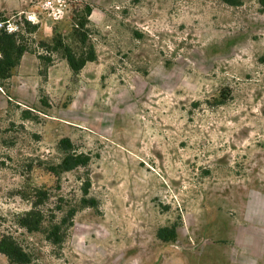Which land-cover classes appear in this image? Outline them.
I'll return each mask as SVG.
<instances>
[{
    "label": "rangeland",
    "instance_id": "rangeland-1",
    "mask_svg": "<svg viewBox=\"0 0 264 264\" xmlns=\"http://www.w3.org/2000/svg\"><path fill=\"white\" fill-rule=\"evenodd\" d=\"M48 1L0 0L28 53L61 60L60 94L39 59L37 92L22 83L0 99V235L28 264H264L261 0ZM84 38L97 58L74 73L55 45L79 53ZM66 137L91 160L56 176ZM87 177L98 205L80 208ZM33 202L42 230L20 224ZM75 207L54 244L48 220Z\"/></svg>",
    "mask_w": 264,
    "mask_h": 264
},
{
    "label": "trees",
    "instance_id": "trees-1",
    "mask_svg": "<svg viewBox=\"0 0 264 264\" xmlns=\"http://www.w3.org/2000/svg\"><path fill=\"white\" fill-rule=\"evenodd\" d=\"M231 5H238L241 0H224ZM264 5V0H261ZM91 9L88 7V12ZM37 26L29 29V33L36 32ZM21 32H8L7 30L0 31V78L9 80L12 76V69L15 68L21 61L22 56L26 52H32L29 46L24 42ZM84 50L77 53L71 46L65 44L62 40L56 43V49L61 48L64 58H66L69 67L74 73H78L89 61H94L97 58V52L92 44H87L86 39H82ZM38 58L46 62V71L53 63V59L44 57L38 54ZM10 102V101H9ZM59 149L63 156L60 162L50 167V170L56 175L60 176L62 172L71 171L81 166H87L91 160L88 153L80 152L76 149L72 140L68 137L63 138L59 142ZM91 180L89 177L82 182V198L80 200V208L83 207H97L98 202L94 197H90ZM41 198L45 197V192H38ZM79 208H72L67 214L57 219L48 220L47 236L54 244L61 243L70 224V220L74 217ZM43 212L38 209L37 204L32 203V207L21 218L20 224L29 230H42L43 225L47 221ZM177 234V226L161 227L157 235L162 240H170ZM0 253L6 255L9 260L16 264H28L31 262L30 254L18 243V241L11 234L3 233L0 235Z\"/></svg>",
    "mask_w": 264,
    "mask_h": 264
},
{
    "label": "crops",
    "instance_id": "crops-1",
    "mask_svg": "<svg viewBox=\"0 0 264 264\" xmlns=\"http://www.w3.org/2000/svg\"><path fill=\"white\" fill-rule=\"evenodd\" d=\"M40 69L41 62L38 56L26 52L22 56L20 63L12 69V76L9 79L11 82L10 93L6 92L3 87L0 86V99H5L6 104L9 103V100L19 99V96H14V92L18 90L19 87L23 86L22 83L28 84L32 82L33 89L37 92V88L42 83ZM27 76H31L32 80L30 81ZM16 77H20V83L17 82L15 79ZM43 86L47 89V92H53L54 89H56V94H60L61 60L54 62L51 66H49Z\"/></svg>",
    "mask_w": 264,
    "mask_h": 264
},
{
    "label": "built area",
    "instance_id": "built-area-1",
    "mask_svg": "<svg viewBox=\"0 0 264 264\" xmlns=\"http://www.w3.org/2000/svg\"><path fill=\"white\" fill-rule=\"evenodd\" d=\"M68 0H49L47 5L52 6V4L54 5L56 2V5H59L60 7L63 6ZM2 30H7L8 32H12L13 31V27L12 25L9 23L7 24V26L4 25V23H2V21L0 20V31Z\"/></svg>",
    "mask_w": 264,
    "mask_h": 264
}]
</instances>
